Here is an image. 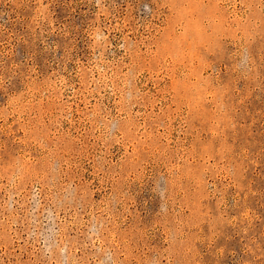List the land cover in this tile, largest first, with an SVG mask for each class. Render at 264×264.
Wrapping results in <instances>:
<instances>
[{"label":"rangeland","instance_id":"obj_1","mask_svg":"<svg viewBox=\"0 0 264 264\" xmlns=\"http://www.w3.org/2000/svg\"><path fill=\"white\" fill-rule=\"evenodd\" d=\"M0 264H264V0H0Z\"/></svg>","mask_w":264,"mask_h":264}]
</instances>
